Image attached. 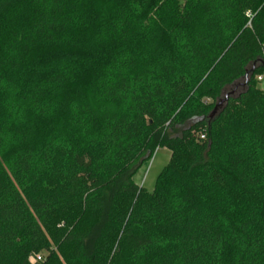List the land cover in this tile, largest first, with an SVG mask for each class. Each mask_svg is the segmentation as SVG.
I'll return each mask as SVG.
<instances>
[{
	"label": "trees",
	"instance_id": "obj_1",
	"mask_svg": "<svg viewBox=\"0 0 264 264\" xmlns=\"http://www.w3.org/2000/svg\"><path fill=\"white\" fill-rule=\"evenodd\" d=\"M261 61L264 0H0V260L76 211L86 264H264Z\"/></svg>",
	"mask_w": 264,
	"mask_h": 264
},
{
	"label": "rangeland",
	"instance_id": "obj_2",
	"mask_svg": "<svg viewBox=\"0 0 264 264\" xmlns=\"http://www.w3.org/2000/svg\"><path fill=\"white\" fill-rule=\"evenodd\" d=\"M259 87L264 90V79L259 82ZM235 91V93L240 92V90ZM170 157L171 151L169 149L160 148L155 152L153 158L138 172L135 177V182L139 187V192H141L138 200L136 198L138 203L145 204L150 201L149 192L155 189L157 179L164 167L169 163ZM67 216L73 220V225L68 232L65 231L55 236V238L60 236L57 242L48 237L50 240L49 250H39L38 248L13 250L8 256L0 260V264H25L30 259V256L35 254L42 255L45 258V264L46 262L47 264H86L80 252L79 241L75 238L83 236L87 232L93 222V218L76 211L69 212ZM71 231L72 233H70Z\"/></svg>",
	"mask_w": 264,
	"mask_h": 264
},
{
	"label": "water",
	"instance_id": "obj_3",
	"mask_svg": "<svg viewBox=\"0 0 264 264\" xmlns=\"http://www.w3.org/2000/svg\"><path fill=\"white\" fill-rule=\"evenodd\" d=\"M261 62L264 64V61H261ZM255 67H256V63L254 64V67H253V69H252V72H253V70L255 69ZM252 72H251V73H252ZM249 74H250V72H247V74H246V82L249 81ZM243 86H245V83H240V84H239V87H243ZM233 94H234L233 92L227 93V94L225 95L224 98L220 99V100L218 101V103L216 104V106L214 107V109H213V111H212L210 117H214L219 111H221V110L226 106V104H227L229 98H230Z\"/></svg>",
	"mask_w": 264,
	"mask_h": 264
},
{
	"label": "built area",
	"instance_id": "obj_4",
	"mask_svg": "<svg viewBox=\"0 0 264 264\" xmlns=\"http://www.w3.org/2000/svg\"><path fill=\"white\" fill-rule=\"evenodd\" d=\"M264 79V72L263 74L259 75L257 77V80L260 82V81H263ZM205 138V135H201V139H204ZM28 264H45V258L42 256V255H32L29 259V263Z\"/></svg>",
	"mask_w": 264,
	"mask_h": 264
}]
</instances>
